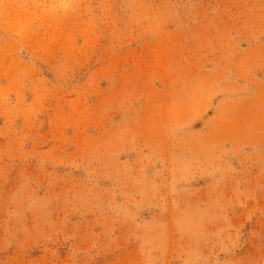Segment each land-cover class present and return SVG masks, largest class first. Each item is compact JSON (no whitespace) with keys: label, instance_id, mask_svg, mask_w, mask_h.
I'll return each instance as SVG.
<instances>
[{"label":"rangeland","instance_id":"1","mask_svg":"<svg viewBox=\"0 0 264 264\" xmlns=\"http://www.w3.org/2000/svg\"><path fill=\"white\" fill-rule=\"evenodd\" d=\"M0 264H264V0H0Z\"/></svg>","mask_w":264,"mask_h":264}]
</instances>
